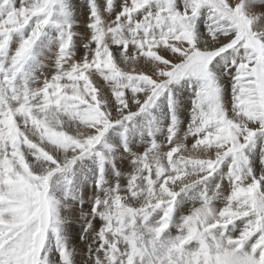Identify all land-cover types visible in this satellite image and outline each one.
<instances>
[{
  "label": "snow or ice",
  "instance_id": "1",
  "mask_svg": "<svg viewBox=\"0 0 264 264\" xmlns=\"http://www.w3.org/2000/svg\"><path fill=\"white\" fill-rule=\"evenodd\" d=\"M0 264H264V0H0Z\"/></svg>",
  "mask_w": 264,
  "mask_h": 264
}]
</instances>
